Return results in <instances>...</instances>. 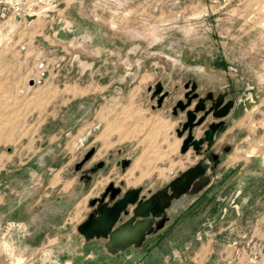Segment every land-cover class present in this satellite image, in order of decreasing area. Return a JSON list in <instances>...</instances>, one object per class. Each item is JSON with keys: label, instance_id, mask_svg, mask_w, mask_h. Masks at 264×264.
Masks as SVG:
<instances>
[{"label": "rangeland", "instance_id": "rangeland-1", "mask_svg": "<svg viewBox=\"0 0 264 264\" xmlns=\"http://www.w3.org/2000/svg\"><path fill=\"white\" fill-rule=\"evenodd\" d=\"M0 264H264V0H0Z\"/></svg>", "mask_w": 264, "mask_h": 264}, {"label": "water", "instance_id": "water-1", "mask_svg": "<svg viewBox=\"0 0 264 264\" xmlns=\"http://www.w3.org/2000/svg\"><path fill=\"white\" fill-rule=\"evenodd\" d=\"M159 93V90L156 91V94ZM161 103V100L159 101V104ZM226 110V109H224ZM226 112V111H225ZM225 112H220L219 115H224ZM195 120V116L190 114L189 118H188V124H184V130L187 128V126H189L193 121ZM191 142V138H187L184 142H183V146L181 148V151L184 152L187 149V146L189 145V143ZM95 153L94 149H91L90 151H88V153H86L84 155L83 160L78 163L75 166V170L77 171L79 169V167L86 162L93 154ZM128 161H123L122 162V168L125 167V165H127ZM103 167V163H100L97 165V169L102 168ZM111 187V186H110ZM109 187V188H110ZM118 192V190H117ZM155 200V199H154ZM153 200V201H154ZM157 200V199H156ZM136 202V196L135 193L129 194L125 199H123L122 201H120L117 205H115L112 208H107L106 205H102L99 208V216L98 218L94 219L92 222L90 221V226L94 228V232H97L103 235H107L110 234L111 229L114 227V222L117 221L119 213L121 211H123L126 208L127 204H134ZM157 202L159 203V205L156 207L155 204H143L142 206H140V208L138 207L137 210L140 211V213H138V211H136L137 216L142 217V218H146L148 216V211L150 208H153L154 212H158L160 209L163 208V205L165 203H167V196H163V199L161 200H157ZM95 201H93L91 203V205H94Z\"/></svg>", "mask_w": 264, "mask_h": 264}, {"label": "flooded vegetation", "instance_id": "flooded-vegetation-1", "mask_svg": "<svg viewBox=\"0 0 264 264\" xmlns=\"http://www.w3.org/2000/svg\"><path fill=\"white\" fill-rule=\"evenodd\" d=\"M84 156V155H83ZM92 156H94V154L92 155ZM91 156V157H92ZM91 157L86 161V162H84L80 167H79V169L77 170V171H79L80 169H82V167L91 159ZM83 160V159H82ZM100 163H103V162H98V163H96V164H94L92 167H90L89 168V170L86 172V174H84V175H82V179H85L86 181H89L90 179H91V176L92 175H94L96 172H97V170H99V169H97V165L98 164H100ZM122 164V163H121ZM128 164H129V162L127 163V165H125V167H127L128 166ZM122 166V165H121ZM103 167H104V163H103ZM102 167V168H103ZM124 167V168H125ZM76 171V170H75ZM111 186V187H110ZM109 187H108V189H107V191H106V199H113V203H111V204H108L107 202H105V203H103L102 205H106L107 206V208H112V207H114L115 205H117L120 201H122L123 199H125L129 194H132V193H135V192H130V193H125L124 195H122L121 197H120V194H121V190L120 189H118V188H116L115 186H113L112 184L110 185ZM117 190H118V192H117ZM135 196H136V201H137V197H138V195L135 193ZM115 198H117V199H115ZM116 201H115V200ZM155 199V200H154ZM161 200V199H163V195H158V196H155V197H152L151 199H149L147 202H143V203H141V204H139V205H137L136 206V208L133 210V212H132V217H134V218H137V217H139V216H137V214H136V211H138V213H140V211L139 210H137V208L139 207L140 208V206H142L143 204H150V203H152V204H155V206L157 207L158 205H159V203L157 202V200ZM154 200V201H153ZM96 204V201H95V203H94V205ZM94 205H92V206H94ZM101 205V206H102ZM101 206H99V208L101 207ZM129 206V204H127L126 205V208ZM99 208H98V212H99ZM124 209L123 211H121L120 213H119V216H118V219H117V221L116 222H118L119 221V219L121 218V216H122V214L123 213H125V212H128L127 211V209ZM152 212H154L153 211V208H150L149 209V211H148V216L152 213ZM98 216H99V213H98V215L97 216H90L89 218H88V220H87V222H86V224L82 227L83 229H85V230H88V231H90V232H92V233H96L97 234V232H94L93 230H94V228L93 227H91L90 226V221L92 222L94 219H96V218H98ZM116 222H114L115 224H116ZM115 224H114V226H115Z\"/></svg>", "mask_w": 264, "mask_h": 264}]
</instances>
